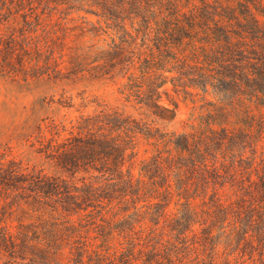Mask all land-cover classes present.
Wrapping results in <instances>:
<instances>
[{
	"label": "trees",
	"instance_id": "16d2710c",
	"mask_svg": "<svg viewBox=\"0 0 264 264\" xmlns=\"http://www.w3.org/2000/svg\"><path fill=\"white\" fill-rule=\"evenodd\" d=\"M0 86V264H264V0H0Z\"/></svg>",
	"mask_w": 264,
	"mask_h": 264
},
{
	"label": "rangeland",
	"instance_id": "374dc122",
	"mask_svg": "<svg viewBox=\"0 0 264 264\" xmlns=\"http://www.w3.org/2000/svg\"><path fill=\"white\" fill-rule=\"evenodd\" d=\"M92 21L94 19H91ZM105 39V37H103ZM165 88L168 90V96L161 97V104L170 109L173 112L174 119L169 125L170 129L179 130L181 129V124L188 119L189 114L198 106L202 95L198 97H191L185 95L181 91L174 93L171 91L172 86L167 84ZM111 89H106L105 91H99L96 95L101 96L102 100L106 103L113 105V96H110ZM209 98V97H207ZM33 98L32 97H23L17 96L14 94L7 93L3 87L0 86V147L5 143L9 142L10 137L13 136V133L17 127L25 120V117L32 106ZM56 105H53L45 116L53 117L56 120L62 118L63 115L68 114L69 116H76L77 113L73 111H67L60 109L56 115L51 112L54 109H57ZM94 107H89L87 111H92ZM15 143H10V147L13 148L12 156L17 159H27L25 155L26 152L24 149H18L15 147ZM143 150L139 151V156H142ZM35 162H32V164Z\"/></svg>",
	"mask_w": 264,
	"mask_h": 264
}]
</instances>
